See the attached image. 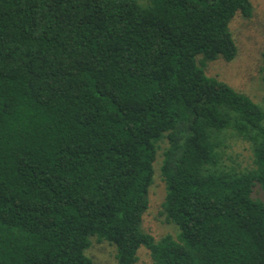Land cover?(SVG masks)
Returning <instances> with one entry per match:
<instances>
[{
    "label": "trees",
    "instance_id": "1",
    "mask_svg": "<svg viewBox=\"0 0 264 264\" xmlns=\"http://www.w3.org/2000/svg\"><path fill=\"white\" fill-rule=\"evenodd\" d=\"M251 0H0V264H264V108L206 73ZM202 55L198 59V56ZM238 140L256 167L227 162ZM161 214L144 230L161 143Z\"/></svg>",
    "mask_w": 264,
    "mask_h": 264
},
{
    "label": "rangeland",
    "instance_id": "2",
    "mask_svg": "<svg viewBox=\"0 0 264 264\" xmlns=\"http://www.w3.org/2000/svg\"><path fill=\"white\" fill-rule=\"evenodd\" d=\"M146 5V0H138ZM253 12L250 17L237 12L229 27L238 46L236 57L227 61L220 57L207 61L206 73L227 82L232 87L251 96L264 108V0H251ZM202 55L198 56V59ZM165 143H161L155 162L154 181L150 188V207L144 215L143 228L152 233L157 240L167 234L177 236L179 228L167 222L161 214L166 195V183L161 175L162 152ZM227 162L242 169L256 167L254 155L248 142L238 140L232 150H228ZM254 196L264 199V189L255 187ZM88 253L96 264H119L116 249L107 242L94 239ZM135 264H152L149 251L145 247L139 250V259Z\"/></svg>",
    "mask_w": 264,
    "mask_h": 264
}]
</instances>
